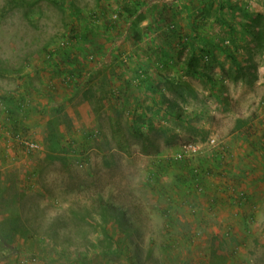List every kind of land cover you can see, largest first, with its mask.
<instances>
[{
	"label": "rangeland",
	"instance_id": "374dc122",
	"mask_svg": "<svg viewBox=\"0 0 264 264\" xmlns=\"http://www.w3.org/2000/svg\"><path fill=\"white\" fill-rule=\"evenodd\" d=\"M11 1L0 0V234L19 219L26 237L0 241V264H264V41L245 30L264 24V0H147L139 41L127 7L146 0ZM217 44L243 61L239 82ZM193 49L210 52L200 70L216 67L214 88L191 71ZM122 70L144 75L125 93ZM167 80L194 92L184 102ZM189 142L207 154L183 170L173 159ZM200 167L213 177L188 195L182 179Z\"/></svg>",
	"mask_w": 264,
	"mask_h": 264
},
{
	"label": "trees",
	"instance_id": "16d2710c",
	"mask_svg": "<svg viewBox=\"0 0 264 264\" xmlns=\"http://www.w3.org/2000/svg\"><path fill=\"white\" fill-rule=\"evenodd\" d=\"M18 1L19 0H12L10 3L15 4ZM174 3H171V5H173ZM149 5H150V2H147V0H146V1H143L142 3H137L131 7H127V13L129 14V17H128L129 30L131 32H135V38L138 41L141 39V34L138 33V29H139L140 25L147 20V17L145 15V11ZM165 5L170 7V3H166ZM225 9H226V7L224 5H221L219 11H223ZM245 30H246V34H248L250 37H252L258 45L264 41V24H263V18L262 17H258V19L254 20L253 25H250ZM196 42H197V39L193 42L194 43L193 46L196 44ZM194 47H196V46H194ZM215 47L219 48L222 51V53H224L232 61V64L236 67L237 73H239V75L237 73L233 74V75L232 74H229V75L226 74L227 78L234 83H237L240 80H242V77H240V72L244 71L243 61H239V59L236 57V55L234 53H232L231 50H229V47H227L223 44H217V45H215ZM202 53L206 54V55H202V54L199 55L198 51L196 49H193L191 56L188 59V65L190 66V69L193 73L197 74L198 76H200L202 78H206L208 80V82L212 85V88H214L215 85L217 84V82L212 78L210 71H214L216 69V67H212V68L207 67V71L200 70L201 69L200 63H201L202 59H204V58L206 59V56H211L210 52H208V51L203 50ZM50 54L52 55L54 53H50ZM215 61H216V64H218V61L216 59H215ZM212 62H213V60H212ZM167 84L169 85L167 90L169 92H171L174 96H176L182 100H184V98H185V95L182 91L183 89L194 92L192 86L188 82L183 81V82L176 83L173 80H167ZM184 102H185V100H184ZM169 106H170V111H174V109L176 108V103L174 101L173 102L169 101ZM55 142H56V146H58V147L55 150H53V152H58L59 151L58 149H60V147H59L60 141L57 138V139H55ZM182 169L188 170L190 168H189V165L182 164ZM189 171H190V176L192 177L193 170H189ZM182 181H183L184 189H186V191H188L190 188L189 179L186 176H184ZM18 223H19V219H14L11 223V230H10L9 234H7V235L0 234V241L2 243H4V245L6 247H8L10 249H12V245L15 243V241L18 238H25L26 237L25 233H22V234L20 233V235L18 234L19 232H21Z\"/></svg>",
	"mask_w": 264,
	"mask_h": 264
},
{
	"label": "built area",
	"instance_id": "2783aa9c",
	"mask_svg": "<svg viewBox=\"0 0 264 264\" xmlns=\"http://www.w3.org/2000/svg\"><path fill=\"white\" fill-rule=\"evenodd\" d=\"M49 57H51V55H49ZM19 139L21 144H23L26 147V149L30 152H36L40 149V146L37 143L32 142L23 136H20ZM208 145L210 150L217 149L213 157L220 159V162L226 160L227 149L225 146L224 147L221 146V143L217 140L216 137H211ZM204 148H205L204 145L201 143H195V142L186 143L182 147V149L177 153V155L174 157L173 160L179 163L185 162L187 163V165H189L192 163V161L206 156L207 153ZM203 150H205V152ZM204 154L205 156H203ZM206 158L208 159L209 156H207ZM207 176L211 178L213 177L212 172L210 173L209 171H207V168L205 169V167L204 168L200 167L193 169L192 178H191L192 180H191L190 188L188 190V195L196 192L203 193L206 188V178H208ZM236 195L237 197L234 200H232L235 203H237L238 201L237 198L245 199L244 193H239L236 191ZM191 211L192 213H195V209H193V207ZM229 235L231 236V230L227 233V236Z\"/></svg>",
	"mask_w": 264,
	"mask_h": 264
},
{
	"label": "crops",
	"instance_id": "0c3cea01",
	"mask_svg": "<svg viewBox=\"0 0 264 264\" xmlns=\"http://www.w3.org/2000/svg\"><path fill=\"white\" fill-rule=\"evenodd\" d=\"M110 58V57H109ZM109 58H108V60H109ZM147 59H149L148 57H147ZM148 61V60H147ZM148 64V63H147ZM110 67V66H109ZM146 67H148V65L146 66ZM110 70L112 69V68H109ZM37 70V69H36ZM38 71V70H37ZM37 71L34 73V77H36V76H39L40 75V72L39 73H37ZM138 74H142V73H138V71H136V72H133V71H131V70H122V73H121V75H122V81L120 82V84H119V89L123 92V93H125L126 92V90L128 89V79L130 80V78L133 76V75H138ZM151 74H153V72H151ZM150 74V75H151ZM105 75V74H104ZM106 78H108L109 80H111V79H114V78H112L108 73H106ZM142 77H144V75L142 74L141 75ZM151 83V81L149 80V79H147L146 80V86H145V88H144V91H146V93L148 94L149 93V88H150V84ZM116 84V83H115ZM145 85V84H144ZM149 85V86H148ZM46 86V85H45ZM144 87V86H143ZM44 90H49V88L47 87L46 89H44ZM115 91H117V88H115ZM30 96H32V95H30ZM44 96H46V95H44ZM47 98V97H46ZM32 100H34V101H36L35 100V97H34V99H32ZM47 100V99H46ZM33 103H35V102H33ZM36 103H37V101H36ZM52 104V103H51ZM106 105H104V107L106 108V109H109V105L107 104V103H105ZM87 107H88V105H87ZM91 116H92V121L95 123V124H97L98 122H97V119H98V117L96 116V114L95 113H93V112H91ZM72 117H76V115H74V116H72ZM81 118H89V117H87V114H84V112H82V114H81ZM74 121H75V124H77L78 123V121H77V119H74ZM88 121H89V119L88 120H85V119H83L82 120V124H84V125H86L87 123H88ZM79 122H81L80 120H79ZM78 129V132H79V134H78V137L79 138H86V137H89L90 136V134L91 133H89L87 130H85V129H82V132H80V129L79 128H77ZM211 183H213V182H210L209 184H208V187H210V185H211ZM218 184H220L221 182H217Z\"/></svg>",
	"mask_w": 264,
	"mask_h": 264
}]
</instances>
